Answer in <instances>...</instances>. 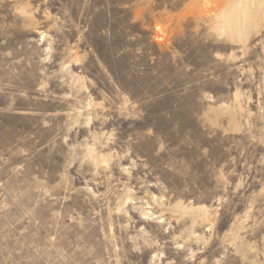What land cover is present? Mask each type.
<instances>
[{
  "label": "rangeland",
  "instance_id": "1",
  "mask_svg": "<svg viewBox=\"0 0 264 264\" xmlns=\"http://www.w3.org/2000/svg\"><path fill=\"white\" fill-rule=\"evenodd\" d=\"M0 264H264V0H0Z\"/></svg>",
  "mask_w": 264,
  "mask_h": 264
}]
</instances>
